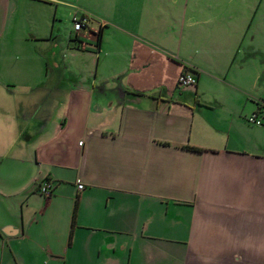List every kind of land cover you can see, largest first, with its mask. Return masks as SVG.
<instances>
[{"label": "crops", "instance_id": "crops-1", "mask_svg": "<svg viewBox=\"0 0 264 264\" xmlns=\"http://www.w3.org/2000/svg\"><path fill=\"white\" fill-rule=\"evenodd\" d=\"M263 53L264 0H0V264H264Z\"/></svg>", "mask_w": 264, "mask_h": 264}, {"label": "built area", "instance_id": "built-area-1", "mask_svg": "<svg viewBox=\"0 0 264 264\" xmlns=\"http://www.w3.org/2000/svg\"><path fill=\"white\" fill-rule=\"evenodd\" d=\"M71 20H72V25L74 30H79L83 27H86L90 24V18L87 14L85 13H79L78 11H75L72 16H71ZM89 27V26H88ZM196 78L195 76L189 72H182L179 77H178V82L181 84H193L195 83ZM248 120L251 122H255V123H261V120L259 118L256 117L255 114H251L248 117ZM81 142V141H80ZM78 187H82V183L78 184ZM41 191L44 194H49L50 192V183L48 181H46L41 187H40Z\"/></svg>", "mask_w": 264, "mask_h": 264}, {"label": "rangeland", "instance_id": "rangeland-1", "mask_svg": "<svg viewBox=\"0 0 264 264\" xmlns=\"http://www.w3.org/2000/svg\"><path fill=\"white\" fill-rule=\"evenodd\" d=\"M94 33L97 36V32L95 31ZM83 40L85 44L84 46L85 49L93 48V46L96 47V43L94 41L88 40L85 38H83ZM48 46H49V42L47 40L27 41L26 43L25 42L20 43L21 51L23 52L31 51V53H34L36 55L37 60H38L37 61L38 68L40 67V65H42V62L45 59L44 51L46 48H48ZM260 59H262V65L264 68V62H263L264 53H263V56L260 55ZM43 63L45 64V61ZM261 77L262 79H264V71L261 73ZM262 90L264 91V88Z\"/></svg>", "mask_w": 264, "mask_h": 264}, {"label": "trees", "instance_id": "trees-1", "mask_svg": "<svg viewBox=\"0 0 264 264\" xmlns=\"http://www.w3.org/2000/svg\"><path fill=\"white\" fill-rule=\"evenodd\" d=\"M193 147H194V146H193ZM194 148H197V147H194ZM76 206H77V204L75 203V204H74V207H73V211H72V216H73V218H74V216H75Z\"/></svg>", "mask_w": 264, "mask_h": 264}]
</instances>
